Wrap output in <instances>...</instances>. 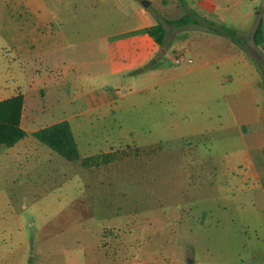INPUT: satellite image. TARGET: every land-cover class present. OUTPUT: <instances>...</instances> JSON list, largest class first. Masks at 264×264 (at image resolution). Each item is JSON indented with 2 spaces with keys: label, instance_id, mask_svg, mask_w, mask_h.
Instances as JSON below:
<instances>
[{
  "label": "rangeland",
  "instance_id": "374dc122",
  "mask_svg": "<svg viewBox=\"0 0 264 264\" xmlns=\"http://www.w3.org/2000/svg\"><path fill=\"white\" fill-rule=\"evenodd\" d=\"M148 1L171 33L167 19L189 11ZM262 1L235 9L257 11ZM142 2L0 0V85L21 72L58 71V53L75 54L85 79L93 54L117 51L111 41L142 23ZM170 54L159 62L177 65ZM185 54L193 66L203 63L197 52ZM212 80L193 71L162 83L169 91L124 98L130 89L121 83L118 105L102 117L71 118L81 155L130 149L107 168L92 170L37 138L40 147L27 152L0 145V264H264V174L238 161L245 141L226 122V99ZM248 145L245 158L257 159L261 139Z\"/></svg>",
  "mask_w": 264,
  "mask_h": 264
},
{
  "label": "crops",
  "instance_id": "0c3cea01",
  "mask_svg": "<svg viewBox=\"0 0 264 264\" xmlns=\"http://www.w3.org/2000/svg\"><path fill=\"white\" fill-rule=\"evenodd\" d=\"M162 1L164 11L174 13L182 6H186L189 9L188 13L196 12L210 22L202 20L201 23H190L185 26L170 23L176 26L173 29L174 34L164 24L165 37L173 35L172 40H167L169 47L166 48L148 32L147 29L159 21L148 10V6L142 4L139 10L142 14V23L123 32V37L111 41L116 45L117 51H111L107 47L105 51L101 48L100 53L93 54L92 58L97 57V59L90 61L89 68L92 70L86 74L85 79L81 76L80 63L74 60L75 54L58 53L56 56V61L59 63L58 71L49 74L34 69L32 77L21 72L16 81L1 84L0 100L18 93L24 95L21 126L27 131V135L10 146V150L27 152L34 147L39 148L37 137L33 133L52 123L68 120L74 133L71 118L86 113L97 118L102 117L118 102L117 96L121 93V89L117 85L121 83H125L130 89L123 98L134 91L165 92L172 87L169 85L161 87L162 83L181 81L187 74L198 71L206 81L209 77L213 78L212 81L217 84V89L226 99L227 105L224 111L227 116L226 122L236 126L240 137L245 141V149L240 151V156H243L244 160L237 158L238 161L245 163L246 171L250 174L261 178L264 174V162L259 158V156L264 157V102H262L264 77L250 49L259 51L264 57V49L255 44L253 39V32L259 21L264 22V0L257 11L250 8L235 9L242 0H198L191 5L185 0H172V3L169 2L170 0ZM232 8L235 10L231 11ZM181 16H172L169 19ZM211 22L234 28L244 39H248L243 40L244 45H241L229 35L212 30L209 27ZM109 39L104 38L107 45H110ZM39 40L42 44L47 43L48 37L41 36ZM167 51H170V55L172 52L184 55L185 61L182 62L184 67H179V64L169 67L160 63L159 57ZM186 52L189 54L197 52L203 63L193 66V59L186 56ZM46 54L48 55L49 52L47 51ZM140 78L142 81L137 85ZM75 91L80 93L76 95ZM79 103L81 105H78ZM78 107L83 109L80 110ZM180 115L187 119L193 118L188 111ZM218 115L221 116V113L219 112ZM253 139H261L260 150L257 159L253 154L247 159L246 153L253 150L248 145V141ZM129 151V148L111 149L83 156L79 150V157L73 160L81 161L92 170L107 168L108 164L122 158V154ZM237 156L239 155L233 157Z\"/></svg>",
  "mask_w": 264,
  "mask_h": 264
},
{
  "label": "trees",
  "instance_id": "16d2710c",
  "mask_svg": "<svg viewBox=\"0 0 264 264\" xmlns=\"http://www.w3.org/2000/svg\"><path fill=\"white\" fill-rule=\"evenodd\" d=\"M202 20L210 22L198 13H186L179 18L167 19L168 23L176 26H185L190 23H201ZM209 27L212 30L229 35L234 41L244 45L243 36L234 28L226 25H216L211 22ZM148 32L155 37L160 45H164L166 30L163 23L149 27ZM255 44L264 49V22L260 20L253 32ZM24 108V95L18 93L12 97L0 100V145L12 146L22 137L27 135V131L21 126V117ZM41 142L49 146L52 150L69 160L78 158L80 153L78 144L74 136L71 124L68 120H62L44 126L33 133Z\"/></svg>",
  "mask_w": 264,
  "mask_h": 264
},
{
  "label": "water",
  "instance_id": "95a60500",
  "mask_svg": "<svg viewBox=\"0 0 264 264\" xmlns=\"http://www.w3.org/2000/svg\"><path fill=\"white\" fill-rule=\"evenodd\" d=\"M142 3L146 7L150 5V1H148V0H143ZM253 54L256 57V59L258 60L260 66H261V69L264 73V57H263V55L259 51H255V52H253Z\"/></svg>",
  "mask_w": 264,
  "mask_h": 264
},
{
  "label": "built area",
  "instance_id": "2783aa9c",
  "mask_svg": "<svg viewBox=\"0 0 264 264\" xmlns=\"http://www.w3.org/2000/svg\"><path fill=\"white\" fill-rule=\"evenodd\" d=\"M189 60H191V59H189ZM183 61H185L184 55H182V54H175L172 57V61L171 62L178 64V63H182Z\"/></svg>",
  "mask_w": 264,
  "mask_h": 264
}]
</instances>
